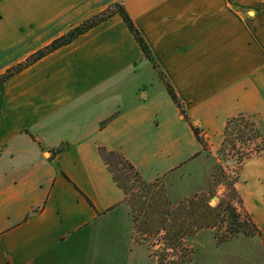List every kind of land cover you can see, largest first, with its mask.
Wrapping results in <instances>:
<instances>
[{"label":"crops","instance_id":"crops-1","mask_svg":"<svg viewBox=\"0 0 264 264\" xmlns=\"http://www.w3.org/2000/svg\"><path fill=\"white\" fill-rule=\"evenodd\" d=\"M115 1L153 62L114 14L0 84V264H156L97 147L153 182L203 150L191 125L210 150L239 113L264 134V0H0V74ZM235 188L264 264V155Z\"/></svg>","mask_w":264,"mask_h":264},{"label":"trees","instance_id":"trees-1","mask_svg":"<svg viewBox=\"0 0 264 264\" xmlns=\"http://www.w3.org/2000/svg\"><path fill=\"white\" fill-rule=\"evenodd\" d=\"M114 14H119L122 17L141 47L144 57L153 62V55L149 45L134 25L124 5L121 2L115 1L106 9L70 28L44 47L30 54L24 61L1 73L0 84L45 55L69 44L90 28L104 22ZM164 82L170 98L186 118L184 106L174 88L169 81L164 80ZM191 127L196 139L202 145L203 150H205L206 144L203 137L200 135L198 126L191 125ZM236 138H240L246 142L253 139L262 140L263 136L261 130L250 116L239 113L227 119L218 153L221 154L224 152L228 145L233 150ZM62 147L63 146L57 148L55 151H60ZM261 149L263 148L261 147L260 150ZM97 150L107 164L114 181L126 194V198H128L130 194L135 196L134 200L130 203L128 202V204L133 212L137 233L144 235V238L149 237L151 234L158 235L161 233L165 250H177L182 246L184 238L191 237L199 231L208 228L213 229V235L220 243L226 242L239 235L254 237L258 234V228L249 213L244 209L242 199L235 188L237 179L231 178L229 180L228 174L222 164L223 160L214 164L211 171L209 186L205 193L194 194L191 198L183 200L176 205H172L161 190H158L160 189L159 182L161 179H157L153 182H146L142 180L138 171L121 153L108 150L104 146H98ZM201 152L196 153L195 156L201 154ZM245 155L246 154L243 152H240V163L249 159L250 156ZM132 178L141 186L142 190L139 194L132 193L134 190L132 187L133 185L130 183ZM222 182H225L229 186L231 198H221L216 205L212 206L209 204L210 200L215 195L216 187L222 184ZM135 212L136 214L138 213V216L135 215ZM241 216H244V219H241ZM225 223L226 230L222 233L221 228Z\"/></svg>","mask_w":264,"mask_h":264},{"label":"rangeland","instance_id":"rangeland-1","mask_svg":"<svg viewBox=\"0 0 264 264\" xmlns=\"http://www.w3.org/2000/svg\"><path fill=\"white\" fill-rule=\"evenodd\" d=\"M144 80H146L147 84L152 86L159 84L156 73L151 66L150 68H145ZM252 119L254 120V118ZM262 136V140L253 139L246 142L240 138H236L234 149L232 150L228 145L226 150L221 154L218 153L219 147L216 150H210L208 143L203 138L206 149L202 150L201 154L194 157V163L168 174L165 179H161L159 182L160 189L158 190H161L172 205L187 200L194 194L205 193L209 186L212 168L214 164L220 160H223L222 164L228 174L229 180L231 178H236L238 180L242 164L245 162L244 160L240 163V152L249 155V158H258L264 155L263 133ZM61 146L56 147L55 150ZM261 147L263 149L260 150ZM48 156L49 154L46 153L45 157ZM130 183L133 185L132 187L134 189L132 193L139 194L142 190L139 183L133 178ZM134 198L135 196L130 194L128 198H126V201L130 203ZM221 198H231L229 186L225 182H222V184L216 187L215 195L211 198L209 204L214 206ZM135 215L138 216V213L136 214L135 212ZM241 219H244V216H241ZM221 229L222 233H224L226 230V223L222 225ZM144 237L145 236L141 233H137L136 230V239L148 247L156 264H228V262L229 264H245L243 256L247 253H249L251 257L256 256L257 258H261L263 254V248L258 234L254 237L239 235L226 242L220 243L217 241V238L214 237L213 229L208 228L199 231L191 237L184 238L182 246L177 250H165L161 233L158 235L151 234L146 238ZM241 261L243 263H240Z\"/></svg>","mask_w":264,"mask_h":264}]
</instances>
